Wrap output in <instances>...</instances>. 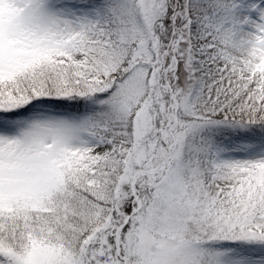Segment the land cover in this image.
<instances>
[{"label": "snow or ice", "instance_id": "6c2138e0", "mask_svg": "<svg viewBox=\"0 0 264 264\" xmlns=\"http://www.w3.org/2000/svg\"><path fill=\"white\" fill-rule=\"evenodd\" d=\"M0 264H264V0H0Z\"/></svg>", "mask_w": 264, "mask_h": 264}]
</instances>
